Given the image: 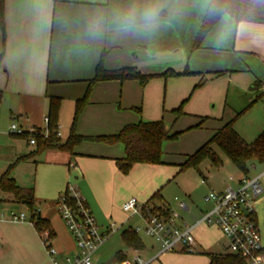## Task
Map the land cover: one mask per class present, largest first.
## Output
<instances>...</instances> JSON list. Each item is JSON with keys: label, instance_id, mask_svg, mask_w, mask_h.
<instances>
[{"label": "crops", "instance_id": "crops-1", "mask_svg": "<svg viewBox=\"0 0 264 264\" xmlns=\"http://www.w3.org/2000/svg\"><path fill=\"white\" fill-rule=\"evenodd\" d=\"M209 3L210 0H6L5 43L0 28V52H4L0 69V89L3 92L0 101L7 103V109L6 113L4 111L0 114V117L6 119L10 117L27 129L44 130L47 126L45 118L48 117L50 97L62 98L67 95L75 105L79 99L84 97L87 87L86 83L69 84L65 90L58 86L62 85L61 83L77 80L88 81L90 85L91 79L95 76L94 71L96 72L99 57L103 56L104 52H106V68L109 70L136 67L140 71L157 73L159 71L145 70L141 64L145 60L155 61L156 56L168 46H174L176 52L179 53V59L182 58L185 61L189 57L191 59L195 53L200 58L201 52L213 54L226 50L227 47L223 44L226 43L227 37L226 32L222 30L232 27L234 37L233 40L229 39L232 41V51L239 56L237 58L242 62L244 69L226 68L224 71H230L228 81L231 82L234 79V72H239V74H243L242 71L249 72L246 73L248 78L244 79L251 81L253 92L263 98L264 23L237 22L234 17L226 14L207 34L201 45L194 47ZM189 15L193 16L192 20L188 18ZM185 26H189V30ZM169 30H172V33ZM167 36L169 39L179 40V45L176 41L167 43ZM156 46L164 48L156 53ZM206 58L210 60L216 57ZM185 68L188 66H184L183 63L174 69L181 72ZM191 71L209 73L223 70L204 64L202 66L192 64ZM239 76L243 78V75ZM128 84L127 81L119 84L118 80H103L96 83L92 88L90 101L84 109V117L78 123V133L88 137L115 134L125 125L136 123L129 122L121 116L119 118L107 116L100 119L95 111L97 107L102 108L101 106L105 105L109 107L107 111H111L114 108L113 103L119 97L118 89H120V103H123V98L129 94ZM89 109L92 110L90 113ZM89 115L91 117H88ZM59 116V137L65 141L62 139L65 134L60 131L61 127H67L65 119L63 120V105ZM154 120H157L156 117L151 116L149 121ZM219 128H216L214 133ZM90 146L84 143V145L76 146L72 151L49 148L27 158L35 163L48 164L44 169L47 175L38 178L35 185V187L42 188L40 195H47L51 198V204L45 207L39 204L40 200L35 194L34 186L21 185L16 176L11 175L20 186L34 189L37 208L41 216L49 221L54 233L53 244L58 249V257L61 259L65 255L73 254L76 249L75 240L58 210V199L67 188L65 176L71 168L78 173L75 185L86 199L103 230L113 222L116 223V229H123L122 232L141 225H132L133 216L128 215L122 208L123 202L132 196L152 206L178 211L170 204L164 203L163 199L151 200L166 177L165 172L160 171L165 161L157 165L138 163L127 175L117 165V159L125 156V147L122 143L112 145L102 142L97 145L100 146L98 150ZM36 148L33 146L28 152H16L15 156L29 154ZM220 157L222 164L219 168H222L225 162L233 166L229 176L223 174V180L218 185L203 175L201 184L206 185L208 193L211 190L224 191L228 187L239 185L244 176H260L263 192L254 199L253 205L261 229L264 249V162L253 163L245 175L232 161L229 163L228 159ZM72 163H74L73 166ZM6 170L7 168L0 167V177ZM3 194L1 195L3 201L20 204V208L10 210L5 217H9L12 212L24 211L30 214L24 202L16 201L12 194ZM175 200L181 217L180 224L191 223L208 210L196 204L193 192L190 190L185 192L184 199L179 198L185 202L186 208H181L179 200L176 198ZM10 223H14L12 226L15 227L12 235L7 233L6 229ZM125 225L128 226L124 227ZM194 234L197 245L195 251L190 253H184L185 250L181 248L172 250V252H161L159 243H151L147 247L144 241V248L134 249L129 248L124 239V243L116 240L114 241L116 253L123 250L127 255V260L119 262L115 258L114 264H129L135 256L144 258L141 252L148 248L150 255L146 259L151 260L149 264L160 258L166 260L164 264H209V256L203 251L226 253L219 250L225 247L228 248L227 252H230L229 241L218 226L203 224L195 229ZM0 238L4 249L6 247L16 249L19 256L22 252L25 253L26 262L24 264H53L42 242L40 232L30 221L13 222L0 218ZM105 245L97 249L93 261L97 260L106 264L103 253L109 247ZM0 251H3L2 247ZM261 264H264V260Z\"/></svg>", "mask_w": 264, "mask_h": 264}, {"label": "rangeland", "instance_id": "rangeland-1", "mask_svg": "<svg viewBox=\"0 0 264 264\" xmlns=\"http://www.w3.org/2000/svg\"><path fill=\"white\" fill-rule=\"evenodd\" d=\"M188 18L192 20L193 16L189 15ZM185 27L189 30V26ZM171 31L172 30H169L170 33H172ZM222 31L226 32L227 40L226 43L223 44L227 47L226 50L218 51L213 54L201 52L200 58L196 56L195 53L191 59L189 57L185 61L184 59L182 60V58L179 59V53L176 52L174 46H168L164 50L162 49L164 47L156 46V53H158L160 49H162L163 52L156 56L155 61L148 62V60H145L141 65L145 70L159 72L149 73L147 71H141L145 74L154 75L145 83L139 79H113L118 80L119 84L127 81L129 83V94L123 98V103H120V89H118L117 93L119 97L118 100L113 103L114 108L111 109V111H107L109 108L108 105L95 109L97 117L100 119L101 117L103 119L107 116H114L116 118L121 116V118H126L129 122L139 123L148 122L150 117L153 116L156 117L157 120L162 119L164 121L170 134H177L176 137L167 138L162 143V160L166 163L161 165L162 169L160 171L165 172L164 174L166 177L160 185L159 191L164 197L163 202L170 204L173 209L178 211L179 209L175 198L179 197L180 199H184L185 192H189V190L193 192V199L199 207L208 210L209 208L211 209L213 203L210 200H206L208 188H206V185L201 184L202 176H207L209 181L219 185L223 180V174L229 176V172L233 167L229 166L231 164L227 165L228 162H225V165L219 168L220 166L215 165L209 157L201 159L197 167L191 165L182 170L179 169L180 165H178V163H183L188 155L196 152L209 140L214 130L221 127L222 124L228 120H233L234 128L248 141L253 140L257 134L264 129V97H258L251 87L252 82L248 79H244L248 78L246 73L249 72L242 71L243 74L234 72V79L231 82L228 81L230 71L224 70L226 68H243V64L237 58L239 56L234 54L231 47V40H233L234 37V28H225ZM178 38H181V36H178ZM167 39V43L176 41L178 44V42H180L179 40H174V38L169 39V36H167ZM105 54L106 52L103 53V57L100 55L99 62L103 58V64L106 67ZM210 56L216 58H210V60L206 58ZM183 63L184 66L186 65L188 68H185L183 71L179 72V74L162 75L166 70H175L176 66H181ZM192 64L195 66L197 64L198 66H202L203 64L213 66V68H218L223 71H212L209 73L192 71V73L184 74L185 70H191ZM239 75H243V78ZM213 76H215V78ZM101 81L88 85V81L77 80L61 83L62 85L58 86L62 88V90H65L69 84L86 83L88 87V89L86 87L85 91L87 93V102L76 121L75 128L77 133L78 123L80 119L84 117V109L90 101L92 88L96 83ZM144 99L145 108L143 104ZM0 102V114L4 111L6 113L7 103ZM62 105L64 106L63 120L65 119L67 127H61L60 131L68 137L75 115L76 104L74 105L72 100L67 95H64V97L61 98L60 108H62ZM88 111L90 113L92 110L89 109ZM102 113L103 115H101ZM88 117L91 116L89 115ZM12 123L21 126L18 121L12 120L10 117H8V119L0 117V167H3V169L10 168V174L16 176L18 183L21 185L35 187L38 178L47 175L44 169L48 164L45 162L35 163L30 159L21 160L19 159L21 155L15 156L16 152H28L33 146L37 147V144H32L30 142V137L33 135L29 133L24 135L11 133L10 127ZM64 128H68V130L65 131ZM42 131L44 133L46 132L45 129ZM57 136L59 137L60 135L57 134ZM64 136L62 139L66 140L67 137L64 138ZM102 142L103 141L94 139H85L78 145H84L85 143V145H91V148L98 150L100 146L97 145H100ZM117 144H120V142ZM213 148L219 156H223L224 159L230 161L229 163H232L218 145L214 144ZM131 171L132 169L126 174H130ZM177 171L179 173H177ZM77 174V171L71 168V171L65 176V180L67 181L66 187L69 183L72 185L76 184ZM40 189L42 190L41 187H35V194L40 200L39 204L41 207H45L51 204V198L47 195H40ZM37 190L39 191L37 192ZM1 195L3 196L4 194H0V218L8 214L10 210H17L20 208V204L17 202L3 201ZM13 224L14 223L8 224L9 226L6 228L7 233L11 235L15 230V227L12 226ZM131 224L134 226L142 224V220L138 215H134L131 219ZM126 226L128 225L124 227ZM122 230V228H117L101 244H106L105 246L109 247L103 253L106 264H114L115 262L117 249L114 246V241L117 240L124 243L121 235ZM140 236L147 247H149L151 243H157L154 238L147 236L143 232H140ZM0 247L3 248V251H0V264H24L26 262V255L24 252L19 256L16 249H11L10 247L4 249L1 238ZM148 249L141 252L145 259H148L150 255ZM219 250L227 252L228 248L221 247ZM184 253L190 252L185 251ZM164 262L166 263V260L160 258L157 261L155 260L152 264H164ZM93 264L102 263L96 260L93 261Z\"/></svg>", "mask_w": 264, "mask_h": 264}, {"label": "trees", "instance_id": "trees-1", "mask_svg": "<svg viewBox=\"0 0 264 264\" xmlns=\"http://www.w3.org/2000/svg\"><path fill=\"white\" fill-rule=\"evenodd\" d=\"M5 1L0 0V28L3 34V42L6 40V20H5ZM226 14L231 15L237 22L264 23V0H210L208 9L204 15L200 30L197 35L194 47L201 45L207 34L212 30L216 23ZM4 52H0V69L3 63ZM103 57V56H102ZM185 73H192L191 70H185ZM177 75L179 72L168 69L162 75ZM153 74H145L136 67H123L117 70H109L103 64V58L96 67L94 78L90 85L101 80L113 79H139L143 83L147 82ZM88 92V91H87ZM3 92L0 89V100ZM87 102V93L76 103V110L71 126L69 136L62 141L57 136L59 131V114L61 97L51 96L49 100L48 118L46 126L48 136H45L39 130L34 134L37 148L34 152L21 156L19 159H27L34 153H39L49 148H58L61 150L72 151L81 141L85 139H94L106 143H122L125 147V156L117 159L118 168L126 174L134 165L138 163L145 164H163L162 143L167 138L176 137L177 134H170L164 121L154 120L148 122L129 123L119 132L109 135L84 136L76 132V121ZM218 145L234 165L243 173L247 174L251 165L255 162H264V130L260 132L253 140L247 141L233 126V120L226 122L220 127L196 152L188 155L187 159L180 164V170L188 166H198L199 161L204 157H209L217 166L222 164V159L214 150L213 145ZM0 192L12 194L16 201L24 202L29 215L35 221L38 231L50 229L51 235L54 233L50 227L49 221L42 217L37 208V200L33 188L20 186L10 174V168L0 177ZM152 199H163V195L158 190L151 197ZM148 204V203H147ZM149 205V204H148ZM152 206V205H150ZM153 210L164 215L170 212V209L159 206H152ZM123 239L129 248L142 249L144 243L140 234L135 229H125L122 232ZM209 256V264H247L239 255L233 252L214 253L204 251ZM264 257V249L259 251ZM116 260L123 262L127 260V255L123 250L116 253Z\"/></svg>", "mask_w": 264, "mask_h": 264}, {"label": "built area", "instance_id": "built-area-1", "mask_svg": "<svg viewBox=\"0 0 264 264\" xmlns=\"http://www.w3.org/2000/svg\"><path fill=\"white\" fill-rule=\"evenodd\" d=\"M46 124L49 118H45ZM11 133L24 135L29 133L32 144L36 143L34 134L38 129H27L12 123ZM46 132H48L45 129ZM48 136V133H44ZM59 135V131L57 132ZM72 166L74 163L71 164ZM204 182V180H203ZM263 192L260 176H244L239 185L228 187L224 191L211 190L206 200L213 202L211 210L194 219L193 222L180 224V213L170 211L164 215L154 211L152 206L142 202L136 196L125 200L122 208L130 216L138 215L142 224L134 229L143 232L159 243L161 252L184 249L187 252L195 251L197 239L195 229L203 224L216 225L229 241L231 252L242 257L247 264H261L264 260L259 254L263 249L262 233L254 209V199ZM179 200L178 197H176ZM181 208H186L184 201L179 200ZM58 210L67 228L71 232L75 243V252L58 257L59 251L53 244L50 229L39 231L42 242L50 254L53 264H93L94 255L100 245L116 230V223L102 229L95 215L89 208L86 199L80 194L76 185L68 184L65 192L58 199ZM2 220L13 222L35 221L26 212H12L9 217L3 215ZM151 260L135 256L129 264H149Z\"/></svg>", "mask_w": 264, "mask_h": 264}]
</instances>
